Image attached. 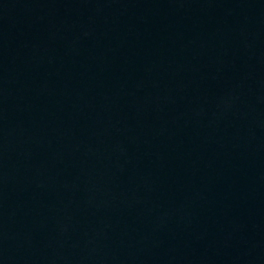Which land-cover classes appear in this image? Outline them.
<instances>
[{
    "label": "water",
    "instance_id": "95a60500",
    "mask_svg": "<svg viewBox=\"0 0 264 264\" xmlns=\"http://www.w3.org/2000/svg\"><path fill=\"white\" fill-rule=\"evenodd\" d=\"M0 264H264V0H0Z\"/></svg>",
    "mask_w": 264,
    "mask_h": 264
}]
</instances>
